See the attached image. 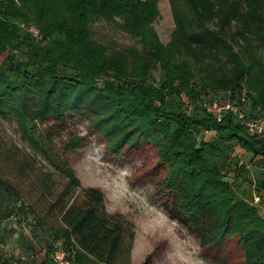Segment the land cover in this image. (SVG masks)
Segmentation results:
<instances>
[{
    "label": "trees",
    "instance_id": "trees-1",
    "mask_svg": "<svg viewBox=\"0 0 264 264\" xmlns=\"http://www.w3.org/2000/svg\"><path fill=\"white\" fill-rule=\"evenodd\" d=\"M169 5L174 30L163 44L153 28L157 0H0V55L7 53L0 64V117L16 121L22 138L68 179L69 188L81 187L80 181L62 154L47 147L54 132H39L38 125L63 129L68 117H79L114 156L143 139L157 150L164 173L158 193L169 219L202 248L219 250L231 242L241 264H264V218L223 173L232 163L235 180L247 173L229 153L238 145L251 156L249 166L259 177L255 195L264 200V140L249 136L231 114L218 123L201 107L215 96L236 102L244 94L252 114L264 109V62L258 55L264 53V0ZM98 18L123 19L122 29L139 38L141 49L108 52L92 41L90 24ZM21 23L36 25L41 40ZM157 70L158 81L152 77ZM101 77L108 80L99 86ZM206 131L214 137L199 139ZM82 141L72 136L66 149ZM0 188L16 193L6 181L0 180ZM82 192L83 200H74L56 226L27 225L25 214L8 208L1 218L15 216L34 238L46 234L53 244L62 243L74 264H110L123 224L107 213L99 189ZM41 224L47 227L43 234ZM10 261L0 253V264ZM149 262L150 256L143 264Z\"/></svg>",
    "mask_w": 264,
    "mask_h": 264
},
{
    "label": "rangeland",
    "instance_id": "rangeland-1",
    "mask_svg": "<svg viewBox=\"0 0 264 264\" xmlns=\"http://www.w3.org/2000/svg\"><path fill=\"white\" fill-rule=\"evenodd\" d=\"M157 8L153 28L161 42L167 44L174 30L169 0H157ZM122 25L121 18L112 22L98 18L90 24V38L108 52L141 49L139 38L126 33ZM32 26L37 28L33 24H20L24 31V27ZM6 55V52L0 55V64ZM258 55L264 62V53L258 52ZM17 57L22 58V55L17 54ZM152 77L158 81L159 70L154 71ZM105 80L108 79L99 78L98 85L102 86ZM38 130L54 132L52 143L47 147L62 154V160L73 169L81 187L69 188L68 179L22 138L16 121L0 117V180L16 190V193L6 194L0 188V228L7 220L1 218L5 213L3 208L25 214L30 226L39 221L47 226L59 225L63 211L74 200L75 203L83 200L82 189L94 187L103 193L107 213L124 227L122 243L110 264H143L149 256V264H221L222 260L241 264V254L233 243H224L219 250L202 248L182 226L169 219L158 193L164 173L158 167L157 150L143 139L136 147L126 148L121 156H114L105 141L79 117H68L63 129L41 124ZM214 135L206 131L199 139L209 141ZM72 136L83 141L77 149L67 150L66 144ZM229 153L232 159L246 166L247 173L235 180V164L232 163L223 171L226 180L232 182L237 192L264 218V200L254 201V181L259 177L249 166L248 156L238 145H233ZM21 206L25 213L20 211ZM46 231L47 227L41 224L39 234ZM0 239L4 242L3 237Z\"/></svg>",
    "mask_w": 264,
    "mask_h": 264
},
{
    "label": "built area",
    "instance_id": "built-area-1",
    "mask_svg": "<svg viewBox=\"0 0 264 264\" xmlns=\"http://www.w3.org/2000/svg\"><path fill=\"white\" fill-rule=\"evenodd\" d=\"M24 29L36 40H41L39 30L34 26ZM247 99L243 94L239 101H231L228 95L215 96L201 105L202 109L210 114L216 122H221L225 115L231 114L234 121L242 127L249 136L264 140V109H259L255 114L246 107ZM254 201L259 197L254 194ZM72 254L68 253L62 243L56 242L50 256L51 264H74Z\"/></svg>",
    "mask_w": 264,
    "mask_h": 264
},
{
    "label": "crops",
    "instance_id": "crops-1",
    "mask_svg": "<svg viewBox=\"0 0 264 264\" xmlns=\"http://www.w3.org/2000/svg\"><path fill=\"white\" fill-rule=\"evenodd\" d=\"M246 155L249 161L251 156ZM29 229L16 218L7 219L1 224L0 237L4 242L0 243V249L6 258L12 259L10 264H48L53 251L48 246H54L51 238L46 234L34 238ZM86 264L94 263L86 260Z\"/></svg>",
    "mask_w": 264,
    "mask_h": 264
}]
</instances>
